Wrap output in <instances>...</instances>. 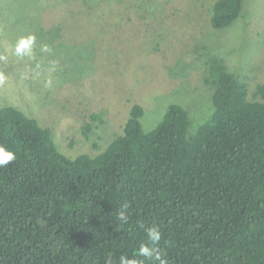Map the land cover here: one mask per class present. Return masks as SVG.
<instances>
[{
  "label": "trees",
  "instance_id": "trees-1",
  "mask_svg": "<svg viewBox=\"0 0 264 264\" xmlns=\"http://www.w3.org/2000/svg\"><path fill=\"white\" fill-rule=\"evenodd\" d=\"M115 6L83 0L73 14L110 18ZM243 7L218 0L211 26L231 28ZM205 65L206 120L173 103L146 130V111L134 104L124 133L95 157L66 156L36 119L0 109V145L16 155L0 167V264H118L154 225L162 238L150 246L168 264H264V84L251 92L219 57Z\"/></svg>",
  "mask_w": 264,
  "mask_h": 264
},
{
  "label": "rangeland",
  "instance_id": "rangeland-1",
  "mask_svg": "<svg viewBox=\"0 0 264 264\" xmlns=\"http://www.w3.org/2000/svg\"><path fill=\"white\" fill-rule=\"evenodd\" d=\"M116 1L109 18L73 14L83 0H0V109L36 119L66 156L103 153L124 133L134 104L146 111V130L173 103L206 120L212 57L251 92L264 84V0H244L240 19L221 31L211 26L218 0ZM29 35L33 57L16 56L18 40Z\"/></svg>",
  "mask_w": 264,
  "mask_h": 264
},
{
  "label": "clouds",
  "instance_id": "clouds-1",
  "mask_svg": "<svg viewBox=\"0 0 264 264\" xmlns=\"http://www.w3.org/2000/svg\"><path fill=\"white\" fill-rule=\"evenodd\" d=\"M36 37L29 35L18 40L15 46V55L18 57H33V47L35 44ZM44 50L47 51V46H44ZM3 59V57H0ZM3 77L0 76V82H2ZM49 86L51 82H48ZM16 159V155L13 151L8 150L5 146L0 145V167H5L12 163ZM125 206L117 213V220L121 224L128 223V216L126 214ZM147 243L141 242L136 254L129 258L127 255H121L118 260V264H144V260L138 259L137 257H143L148 260L153 261V264H168V260L165 254L160 250L158 246L152 247L150 245H158L162 238L161 229L159 226L154 225L145 230ZM105 264H113L111 257H109Z\"/></svg>",
  "mask_w": 264,
  "mask_h": 264
}]
</instances>
